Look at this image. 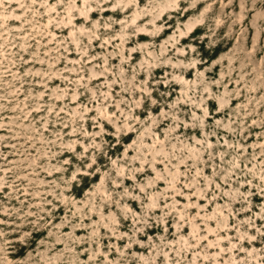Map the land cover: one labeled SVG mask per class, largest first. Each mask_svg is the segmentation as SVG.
I'll return each mask as SVG.
<instances>
[{
    "label": "rangeland",
    "instance_id": "rangeland-1",
    "mask_svg": "<svg viewBox=\"0 0 264 264\" xmlns=\"http://www.w3.org/2000/svg\"><path fill=\"white\" fill-rule=\"evenodd\" d=\"M2 1L0 264H264V0Z\"/></svg>",
    "mask_w": 264,
    "mask_h": 264
},
{
    "label": "snow or ice",
    "instance_id": "snow-or-ice-1",
    "mask_svg": "<svg viewBox=\"0 0 264 264\" xmlns=\"http://www.w3.org/2000/svg\"><path fill=\"white\" fill-rule=\"evenodd\" d=\"M4 6H6V5H4V4L2 3V0H0V7H4ZM61 7H63V5H61ZM85 7H86V3H85ZM80 15L83 17V16H84V13L81 12ZM261 195H264V189L261 190ZM251 239H252V240H255L256 237H252Z\"/></svg>",
    "mask_w": 264,
    "mask_h": 264
},
{
    "label": "bare ground",
    "instance_id": "bare-ground-1",
    "mask_svg": "<svg viewBox=\"0 0 264 264\" xmlns=\"http://www.w3.org/2000/svg\"><path fill=\"white\" fill-rule=\"evenodd\" d=\"M2 3H3V1H2ZM21 5H22V4H20V6H21ZM14 15H15L17 18H19V16H20V15H16V14H14ZM195 32H196V31H195ZM195 32H193L192 35H191L190 37L194 36V33H195ZM54 35H55V33H54Z\"/></svg>",
    "mask_w": 264,
    "mask_h": 264
}]
</instances>
